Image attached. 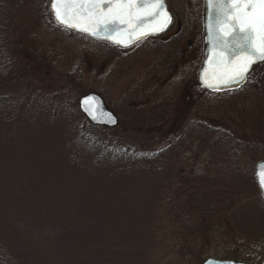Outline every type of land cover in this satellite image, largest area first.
<instances>
[{
  "label": "rangeland",
  "instance_id": "374dc122",
  "mask_svg": "<svg viewBox=\"0 0 264 264\" xmlns=\"http://www.w3.org/2000/svg\"><path fill=\"white\" fill-rule=\"evenodd\" d=\"M166 2L174 16L169 30L129 49L45 17L28 25L16 19L14 38L34 51L20 52L24 62L44 58L36 82L47 73L65 94L53 97L44 85V96L24 98L21 117L10 120L20 122L8 124L21 132L0 154L4 263L263 261L264 198L255 169L264 161V63L237 90L201 89L203 1ZM26 89L18 83L11 98ZM90 91L119 117L110 133L164 151L154 172L117 175L71 162L66 128L79 104L69 101Z\"/></svg>",
  "mask_w": 264,
  "mask_h": 264
},
{
  "label": "trees",
  "instance_id": "16d2710c",
  "mask_svg": "<svg viewBox=\"0 0 264 264\" xmlns=\"http://www.w3.org/2000/svg\"><path fill=\"white\" fill-rule=\"evenodd\" d=\"M20 16L25 25L35 18L45 17L48 18L49 24L67 30L55 21L50 10V0H0V154L21 132V129L10 128L8 124L20 122L10 120L15 116L21 117L19 107L26 104L23 103L24 98L35 93L44 96V85L53 97L63 98L62 94H65L64 92L61 94L64 83L59 84L47 73L44 78L37 79L40 83L36 82V77L39 75L37 66L40 65V69L44 68V58L33 54L29 64L24 62L22 56L24 54L20 52L34 53V51L26 48L24 39L19 42L14 38V26ZM18 83L22 85L25 83L27 89L22 97L14 101L10 92ZM68 88L76 90L69 84ZM78 96H74L73 100L69 101L70 106H77ZM79 110L77 107L73 109L71 124L66 128V149L72 151V163L85 170L109 167L117 175L131 174L135 171H155L154 161L157 160L156 164H160L164 151L152 150L153 142H145L142 145L126 144L121 141V137L110 133L111 129L90 123L84 115H75L79 114ZM80 112L82 113L81 110ZM3 250L0 246V264H7L2 260L5 255Z\"/></svg>",
  "mask_w": 264,
  "mask_h": 264
},
{
  "label": "snow or ice",
  "instance_id": "6c2138e0",
  "mask_svg": "<svg viewBox=\"0 0 264 264\" xmlns=\"http://www.w3.org/2000/svg\"><path fill=\"white\" fill-rule=\"evenodd\" d=\"M211 7L217 10V19L214 51L205 74L210 71L211 78L220 84L242 81L253 63L264 61V0H212ZM50 8L58 23L94 36L101 28L118 22L128 25L131 33L141 38L164 31L171 20L163 0H50ZM117 36L120 38H112L118 44H126L132 38L131 34L124 38L119 31ZM94 99L84 101L85 110L90 113ZM258 175L260 186L264 187V167Z\"/></svg>",
  "mask_w": 264,
  "mask_h": 264
},
{
  "label": "water",
  "instance_id": "95a60500",
  "mask_svg": "<svg viewBox=\"0 0 264 264\" xmlns=\"http://www.w3.org/2000/svg\"><path fill=\"white\" fill-rule=\"evenodd\" d=\"M163 3L165 5V9L167 10L168 14L171 17L170 23L168 24V26L164 30V31H166L170 27V25L172 24L173 16H172L171 12L169 11L165 0H163ZM211 3H212V0H203L202 24H203V40H204V61H203L202 65L198 71V84L202 89L209 90L212 92H225V91L239 89L240 87H242L247 82L248 76L250 75L253 67L259 63H263L264 61L258 60L257 62L253 63L251 65V68H250L246 78L242 81H239V82L233 81V82L228 83V84H220L218 81L211 78V72L210 71L207 75L205 74V69L209 68L208 59H209V57H211L213 55V51H214V49H213V43H214L213 36H214L215 30H216V19H217V10L214 9L213 7H211ZM52 15H53V13H52ZM53 17H54V15H53ZM54 19H55V17H54ZM56 22H57V20H56ZM145 23H147V21H145ZM58 24H60V23H58ZM60 25L65 27L62 24H60ZM65 28H67L69 30L77 31V32L85 34V35H89V36L96 38V39H99V40H106V41L112 42V43L117 44V45L122 46V47H129V46L135 44L136 42L143 40L146 37L161 34L164 32V31L155 32V33L146 35L144 37L137 38L134 34L131 33V29L128 27V25H119L118 22L115 24H109L107 29L101 28V30L98 32V35H95V36L88 33V32H83V31H80L77 29L68 28V27H65ZM118 31L121 33H124V38H127L129 34H131L132 38L126 44H118L112 38V37L120 38L117 36ZM232 51L234 54H238L237 49H233ZM233 58H235V55L233 56ZM205 79H208L207 84L205 83ZM209 84H212L214 86L210 87ZM90 97L95 98L93 103H92L91 113L89 111L85 110V104H84V101ZM79 107L85 113L87 119L90 122H92L93 124H96L99 126H106L109 128H114V127L118 126V124H119V119L116 116V114L106 107V104H105L103 97L98 93L89 92V93L83 95L79 99ZM93 115H95L97 118L93 119ZM262 167H264V161H261L256 165L255 180H256V183L260 189L261 195L264 198V187L260 186V178L258 175V173L260 172ZM201 264H246V263L237 262V261H233V260H220V259H214V258L209 257V258H206ZM262 264H264V260H263Z\"/></svg>",
  "mask_w": 264,
  "mask_h": 264
},
{
  "label": "flooded vegetation",
  "instance_id": "af4514ba",
  "mask_svg": "<svg viewBox=\"0 0 264 264\" xmlns=\"http://www.w3.org/2000/svg\"><path fill=\"white\" fill-rule=\"evenodd\" d=\"M160 35H162V34H160ZM160 35L147 37V38H145L144 40H142V41H140V42H138V43H136V44L143 43V42H145V41H146L147 39H149V38H157V37L160 36ZM110 44H111V43H110ZM136 44H135V45H136ZM112 45H113V44H112ZM135 45H133V46H131V47H134ZM114 46L119 47V48H122V47H120V46H117L116 44H114ZM131 47H129V48H131ZM129 48H123V49H129Z\"/></svg>",
  "mask_w": 264,
  "mask_h": 264
}]
</instances>
